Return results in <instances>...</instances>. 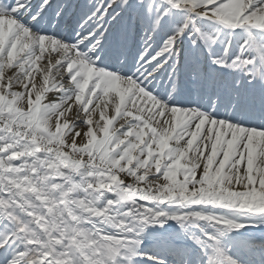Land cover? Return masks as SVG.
Wrapping results in <instances>:
<instances>
[{"label": "snow or ice", "instance_id": "snow-or-ice-1", "mask_svg": "<svg viewBox=\"0 0 264 264\" xmlns=\"http://www.w3.org/2000/svg\"><path fill=\"white\" fill-rule=\"evenodd\" d=\"M0 264H264V0H0Z\"/></svg>", "mask_w": 264, "mask_h": 264}]
</instances>
